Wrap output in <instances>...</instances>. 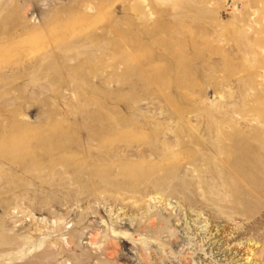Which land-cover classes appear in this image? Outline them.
I'll use <instances>...</instances> for the list:
<instances>
[{
  "label": "rangeland",
  "instance_id": "1",
  "mask_svg": "<svg viewBox=\"0 0 264 264\" xmlns=\"http://www.w3.org/2000/svg\"><path fill=\"white\" fill-rule=\"evenodd\" d=\"M0 264H264V0H0Z\"/></svg>",
  "mask_w": 264,
  "mask_h": 264
},
{
  "label": "bare ground",
  "instance_id": "2",
  "mask_svg": "<svg viewBox=\"0 0 264 264\" xmlns=\"http://www.w3.org/2000/svg\"><path fill=\"white\" fill-rule=\"evenodd\" d=\"M231 223H232V222H231ZM233 223H234V222H233ZM237 225H238V224H237ZM235 226H236V225H235ZM232 234H233V233H232ZM231 236H232V235H231ZM231 236H230V237H231ZM238 237H239V236H238ZM249 247H250V246H249ZM253 248H254V247H253ZM228 251H229V250H228ZM260 251H261V250H260ZM257 257H258V256H257ZM244 259H245V258H244ZM247 260H248V259H247ZM258 263H259V262H258Z\"/></svg>",
  "mask_w": 264,
  "mask_h": 264
}]
</instances>
